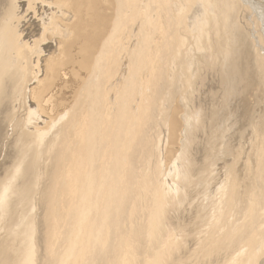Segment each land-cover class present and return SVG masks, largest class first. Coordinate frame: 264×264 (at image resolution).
I'll return each mask as SVG.
<instances>
[{
  "label": "bare ground",
  "instance_id": "6f19581e",
  "mask_svg": "<svg viewBox=\"0 0 264 264\" xmlns=\"http://www.w3.org/2000/svg\"><path fill=\"white\" fill-rule=\"evenodd\" d=\"M51 1L56 2L55 4L60 2ZM142 1H114L115 16L94 58L91 75L78 93L76 90L81 80L78 82L79 78L75 75L70 78L71 86L67 85L71 87L68 93L69 102L62 99L66 95L60 100L72 104L64 111L62 121L55 125L51 132L30 130L31 128H26L22 122L19 123L20 128L16 126L15 117L13 120L12 111H3L8 117L5 135L7 141H14L15 149L12 163L0 181V236H6V240L9 241L10 238L13 241L7 244L9 247V244H12L13 257L7 262L0 259V264H264V142L259 150L257 149L258 156L255 154L256 181L252 182L254 187H250V194L246 193L250 197L240 200L239 178L237 174H232L229 183H224L223 189L214 193L215 196H211L210 200L199 204V201H196L198 207L193 203L192 206L196 209H193V216L189 212L192 216V232L189 234L194 246L189 248L187 257L178 253L182 249L181 239L188 237L180 235V241L174 238V243L170 242L175 232L169 222L172 221V216L168 214L171 216L168 218L166 213L171 212L173 208L169 209L174 205L168 208L169 211L165 208L167 204L174 203L172 197L175 192L170 193L171 191L162 187L158 181L161 175L158 153L165 138L163 130L172 124L171 119H168V105L172 98L174 99L173 92L179 86L181 90L186 88L191 91L192 96L196 83L202 79L197 71L202 67L209 71L217 69L221 72L220 78L223 79L229 100L240 91L239 88H243V92L253 86L250 78L246 80V76L256 79L252 72L248 73L255 69L254 73H258L257 82L264 92V54L252 45V33L250 36L249 33L246 35L247 31L244 32L248 28L243 31L240 23L238 24V4L241 0H144L140 3ZM183 1L186 4L189 2L191 6L196 4L197 9L187 14ZM50 3V0H31L30 9L35 15L36 7L45 12L51 11L53 9H49L52 7ZM60 4V7H66L64 0H61ZM69 4L76 22L67 24L65 28H59L57 24L59 29H52L51 25L49 30L50 26L47 25L50 23L46 21V25V19L39 16L41 28L38 29V23L35 26L34 23H28L25 32L23 31L24 36L19 37L18 32L8 24L2 25L0 112L2 105L6 101L10 103L12 94L19 91L18 78H25L26 81L28 77L32 79L34 74H37L36 66L30 65L28 57L41 51V46L50 39V35L55 34L65 39L60 42L64 50L72 45L76 50H80L83 47L82 37L91 39L92 34L93 38L97 39L100 36L102 27L101 32L98 28L92 31L93 27L96 28L92 25L96 19L94 1L70 0ZM55 6L56 9L57 5ZM5 14L7 20L12 16L15 20L11 11ZM50 20L51 24H54L52 19ZM82 22L88 24L83 25ZM247 27L251 28L249 24ZM256 28L254 29L257 31ZM86 29L88 30L82 35L81 31ZM129 34L134 36L137 44L135 42L134 48L131 45L133 49L128 46L124 49L121 45L122 39H129ZM257 35L259 36L258 31L256 38ZM5 38L7 46L3 43ZM261 39L258 41L263 48L264 41ZM251 45L256 48L253 49ZM123 50L124 53L121 52ZM72 51L73 49L65 50L66 56ZM12 56L20 60L17 65L10 64L8 57ZM14 58L12 57L11 61ZM194 64L197 66L196 77L189 74ZM118 71L121 77L126 76V80L123 78L125 83L121 85V93L113 98V103L110 100L112 97L108 96V83L111 84L109 81L114 75L119 76ZM240 77L246 80L243 81L244 87L236 86L240 81L242 83ZM22 84V89H25L26 83ZM65 84L63 85L66 89ZM121 86L119 84V87ZM74 95L76 99L73 100ZM54 96H49L44 103L49 106ZM227 110L229 114L230 111ZM195 112L191 111L185 116L188 123L186 134H190L189 137L192 135V129H196L199 124V117ZM187 139L183 145L184 151L179 156L181 166L187 174L180 172L181 168L176 174L184 187L196 178L193 175L195 173L190 172L193 163L186 153L189 143H192V137ZM255 146L258 148L259 144ZM147 158H150L149 162ZM46 162L52 164L50 169L47 168ZM231 162L233 163V160ZM207 167L205 169L208 171ZM43 168L48 170L50 179L48 178V185L47 182L44 183L49 187L46 191L43 190L42 194L37 182ZM246 168L245 172L250 170ZM47 175L42 178L47 179ZM253 176L252 180H249L253 181ZM190 188H193L192 185ZM36 195H39V203L43 200L42 210L40 209L43 212L39 213L41 217L37 222L33 214L36 208L34 203H38L37 199L34 200ZM180 211L182 214V210ZM176 223L174 227L177 226ZM175 231H178L177 227ZM191 241L189 239L190 243ZM39 249L41 257L38 255Z\"/></svg>",
  "mask_w": 264,
  "mask_h": 264
},
{
  "label": "rangeland",
  "instance_id": "374dc122",
  "mask_svg": "<svg viewBox=\"0 0 264 264\" xmlns=\"http://www.w3.org/2000/svg\"><path fill=\"white\" fill-rule=\"evenodd\" d=\"M30 1L31 0H0V18H3V19H0V21H1L0 22V29H1L3 24H8L11 28H13L16 31V33L18 32L17 34L19 37H22V36H24L25 26L28 23H31V24L34 23L33 26H35L38 23L37 27H38V29H40L41 26H39V24H40L41 18L46 19L45 24L47 22L50 23V25L48 23H47L48 25L46 24L47 27L50 26L49 30H51V25H52V29L53 28L59 29V28H65V26L69 23L72 24V23H74V21L76 22L75 14L72 13L71 6H69L70 0H64L66 2V7L64 6L65 9L63 6H61V7L59 6L61 0H60L59 4H55L56 2L50 0L51 3L49 5L52 6L53 8L52 7H50V8L48 7V8L53 9V10L45 12V11L39 9L38 7H36L35 8L36 12H37L36 15L33 14V11L30 9ZM93 1H94L93 8H94V12L96 15V19L92 25L96 26V28L93 27L92 31H94L97 28L100 30V32L103 30L97 39L93 38L94 36H92V34L90 36L91 39L90 38L88 39L87 36H84V37H86V39L84 37H82L83 47L80 50H76V48L73 45L68 46L67 48H65V50L70 51L73 49V51L68 56H66L65 50L60 44V42L64 41L65 39L59 38V37H57V35L54 34V36L50 35L49 36L50 39H47L45 41V43L41 46L43 50L41 49V51H39V52L32 53L33 56L29 55L28 61L30 62V65L36 66L35 70H36L37 74L35 73L32 79H31V77H28V80H26V81H25V78H21V77L18 78L17 83L19 85L18 87L20 88L19 91H16V92H14V94H12L13 96L11 97L10 103H9V101H6L1 107V109H2L1 112H3V111L6 112L7 110L9 111V109L12 111L13 120H14V117L16 118L14 120L16 123V126L20 127L21 124H19V123L22 122L26 128H28V129L31 128L30 130H37L38 129V131H41L44 133H47L48 131L51 132L52 129L54 128V126L57 125L60 121H62L61 118L63 117V115L65 113L64 111L65 110L67 111L72 104V103H70V105L68 104V102H69L68 101V99H69L68 93H70V88H71L70 83H72V82H70V80H71L70 78L74 77V75H75L79 78L78 82L81 80L79 82L80 83L79 87L76 90V92L78 93V91L81 89V87L85 84V80H87L88 76L91 75L93 63L95 60L94 58H96V56L99 52L98 50L100 49V46H101L100 44H102L103 39L107 36L108 31L111 28V24H112V21L114 19L113 16H115V11H116V10L115 11L113 10V9H116L115 8L116 4L114 2L115 0H93ZM137 1H138L137 3H139L140 0H137ZM143 1L140 3H143ZM180 1H182V0H180ZM241 1L239 2V4L241 6H239V4H238V7L240 9V10H238L239 14L237 13L238 14V18H237L238 24L240 23L239 25H240V27L242 26L241 29L243 28V31L245 30V28H248V30L246 29L244 31V32L247 31L246 35H248V33H249L251 36V33H252V36L250 37V41L252 43V40H253L254 44L252 43V45L256 46L257 48L252 46V45H251V47L253 49L256 48L257 51L260 50V52L262 54H264V46H262L263 48H261L262 44L259 43V41H258L261 38L264 39V0H258V1L257 0H251V1L250 0H243L242 2ZM183 3L185 4V5H183V7H186V9H187V14H190L192 11H195L197 9L196 4L191 6V4L189 2L186 4V2L183 1ZM31 4H33V3H31ZM52 4H54V5H52ZM55 5H57V8H56L57 10L55 9V7H56ZM60 5H62V4H60ZM58 6L60 9L58 8ZM242 6L244 7V9L246 11L243 9ZM250 7H252V8H250ZM46 9H47V7H46ZM247 9H249V10L251 9V10L249 11ZM9 11H11V15L15 16V20H14L13 16L10 20L6 19L7 15L5 14V12L8 14ZM41 11H43V12H41ZM54 13H56V14H54ZM250 13H251V15H250ZM58 14L60 15V17ZM51 15H54V16L51 17ZM246 15H247V17H246ZM58 17H59V19H58ZM253 17L256 19L254 20ZM49 18L52 19V23H54V24H51V20ZM81 18H83V17H81ZM105 19H106V22H105ZM108 19L110 21H108ZM250 19H252V20H250ZM98 20H99V22H98ZM100 20L103 22H100ZM55 22H57V23L55 24ZM255 22H256V24H255ZM82 23H83V25L88 24L87 22H82ZM247 23L249 24V26H251V28L247 27V25H248ZM100 24H102V25H100ZM101 27H102V30L100 29ZM252 28L257 29L258 34H259V36L257 35V38H256L257 31L255 29L253 30ZM87 30L88 29L81 31V34L82 35L85 34ZM260 33H261V36H260ZM2 34L5 35L4 32ZM129 35H128L129 39L126 37H124V39H122L123 43H121V45L123 48L128 46V48L131 49L132 47L134 48V46H136V44H137V41L134 38V36L131 34H129ZM252 37H253V39H251ZM258 37H259V39H258ZM134 39H135V41H134ZM263 39H261V41H264ZM93 41H94V44H92ZM126 42H127V44H126ZM135 42H136V44H135ZM3 43L5 44V46H7L8 43H7L6 38H5ZM131 45H132V47H131ZM259 47H260V49H259ZM94 48H96V49H94ZM124 49H127V48H124ZM124 51L125 50H123L121 52L124 53ZM195 52L197 53V50H195ZM12 57L13 58L15 57V58L12 59V61H11ZM12 57H8L10 64L13 63V66L17 65L20 60L16 56H12ZM88 59H89V61H87ZM36 61H37V63H35ZM123 62H124V60H123ZM84 63H86V64H84ZM84 66H85V68H84ZM82 68H83V70H82ZM196 69H197V66H195V64H194V66H191L189 74L196 77ZM202 69H204V70H202ZM248 70H250V68ZM248 70H247V72H248ZM81 71H83V72H81ZM254 71H255V69H252L248 73L252 72V74L255 75V76L254 75L253 76L256 77V79L253 77L246 76V80H247V78H250V81H252L250 83H251V85H253L252 86L253 88L250 87V88H248V90L244 89L243 92H242L243 88H239L240 91L238 90L236 92V94L238 96L235 94L236 96L235 95L232 96L231 98H229V100L227 97L228 94L225 90L224 82L222 81L223 79L220 78L221 72L218 71L217 69H215L214 71H212V70L209 71V70H205V68L202 67L199 71H197L198 74L200 73L199 76L203 80L200 79V81H198V83H196V86H195L196 88H195V91L192 94V96L190 94L191 91L187 90L186 88L184 89L185 91L181 90L180 86L176 89V91L173 92L174 99L172 98L170 105H168V112H169V116H168L169 118L168 119H171L172 124L169 127L164 128V130H163V132H164L163 134H164L165 138H164L162 147L160 149V152L158 153V163L160 165L159 174H161L158 177L159 178L158 179L159 184L162 187H165L166 190H170L171 191L170 193L175 192L173 197H172V201L174 199V201H173L174 203L171 205L167 204V208H165L168 210V208H170L171 206L174 205L169 210H171L173 208L172 210H173V213L175 214V216H173V213H171L172 210H171V212L168 210L169 212L166 213V216H168V218H170L172 216L171 217L172 221L169 219L170 220L169 222L171 224V227L174 228L173 231L175 232V234H173L174 236L172 238V241L170 239L171 243H174V238L176 240L180 241V239L182 238V237H180V235H184V237H188L191 241L192 236H190L189 233L192 232L191 222H192V216H193V212H194L193 209L194 210L196 209L194 206H192L193 203L195 205L198 201H199L198 202V204H199L200 202L203 203V201H205V200H207V201L210 200L211 196L212 197L215 196L214 193L219 192L221 189H223L225 184L229 183L230 175H232V174L236 175L237 174L236 176L239 178L238 192H240V200H246L248 197H250V195H248V194H250L249 193L250 187L251 188L254 187L253 186L254 184L252 182L256 181V180H254L255 172H256V167H255L256 163L255 162H256V158H257L255 154L257 153V156H258L259 147H260L261 143L264 142L263 141V139H264V120H263L264 119V92L261 90V88L259 87V84L257 82L258 81L257 80V76H258L257 74L258 73H256V72L254 73ZM248 73H247V75H249ZM117 74H119V76L114 75L115 78L114 77L112 78L113 81H112V79H110L111 81H109V82H111V84L108 83V88H109L108 96L110 98L112 97L110 100L113 103H115L114 97L118 96V94L121 93V92H119V90L121 91L120 88H122V86L125 83L124 81L126 80L125 75L123 77H121V73H119V71ZM201 74H203V75H201ZM62 75H64V76H62ZM20 76H21V73H20ZM174 76H176V75L174 74ZM34 77H35V79H34ZM117 78H119V79H117ZM123 78H125L124 81H123ZM220 80H221V82H220ZM239 80H242V83L240 81L239 84L238 83L236 84V86L238 85L239 87H242L243 85H245V83L243 81L246 82V80L244 78H241ZM118 82H119L120 86L122 85L121 87H119ZM22 83H26L25 89H22V86H23ZM63 84H65L66 86L70 84V86L66 87L67 91H69V92L65 91L66 89H65V86ZM254 84L255 85L258 84V85L254 86ZM115 89H116L117 93H116ZM113 90L115 93L113 92ZM188 91H189V93H188ZM256 91H258V92H256ZM76 92H75V95H77ZM113 93L115 94L114 96H113ZM183 93H184V95H183ZM109 94H111V96ZM179 94L181 95V97L179 96ZM22 95L24 97H22ZM51 95H53V96L55 95V96H54V98H52V102L48 106V104H45L44 102ZM75 95L73 97V100L76 99ZM62 96H65V97L62 98ZM182 96H183V98H182ZM61 98L64 100L67 99L68 102H66L64 100H63V102H61V100H60ZM241 98L243 99V101ZM184 101H186V102H184ZM58 103H60V104H58ZM61 103H63V104H61ZM65 103H66V105H64ZM10 104H12V105H10ZM5 105H6V107H5ZM110 106H111V108H114L113 105H110ZM169 106H170V111H169ZM227 109H229V111H230L229 114H227V111H228ZM185 111H187V112H185ZM191 111H192V113L197 111L195 113L199 117V124H198V127L196 129H192V131H191L192 135L189 137L190 134L189 135L186 134V132H188V131H186V129L188 127V125H187L188 123L185 120V118L187 117L188 114L191 113ZM1 112H0V181L4 178L5 173H7L6 169H8V167L12 163V155L14 154V149H15L14 141H10V142L7 141V138L5 135L7 133L6 123L8 121L7 120L8 117L5 115L4 112L3 113H1ZM17 123H18V125H17ZM216 128H218V129H216ZM187 137L189 138V140L192 137V140H191L192 143H189L190 146L186 150V153H187L189 159L193 163V167L191 168L190 172H194L195 174H193V175L196 176V178L194 177L192 179V181L190 182L194 189L190 188L191 187L190 183L187 184L186 187H184L183 182H181L176 175V174H178V171H180V168L182 169L180 172L186 171L185 168L183 169V167L181 166V162L179 161L180 160L179 156L184 151L183 145H184L185 141L188 140ZM258 137H259V139H258ZM256 144L257 145L259 144L258 148L255 146ZM221 155H223V156H221ZM248 155H250V156H248ZM161 156H163V157H161ZM247 157H249V158H247ZM230 159H231V161L233 160V163H235V164H233L230 161ZM147 160H148V158H147ZM149 160H150V158H149ZM149 160L147 162H149ZM211 160H212V162H211ZM244 160H246L247 162H245ZM226 161H227V163H226ZM208 162H209V164H208ZM50 164H51L50 162H49V164H48V162H46V166H48L47 167L48 169H50L52 166V164L51 165ZM206 164L208 167L206 166ZM232 164L234 166H232ZM236 164H237V166H236ZM179 166H181V167H179ZM217 166L218 167L220 166V167L218 168ZM206 167L208 168V171H207V169H205ZM246 167L248 169H250L249 171L251 174L249 173V171L247 170ZM245 168H246L247 172H245ZM45 169L46 168L41 169L40 176H39V179L37 182L38 186L40 187L42 194L44 193V191L47 190V187H49L47 185L49 184L48 181L50 179L49 172L47 169H46L47 170V172H46ZM228 169H230V170H228ZM229 171H231V172H229ZM252 171L254 174L252 173ZM44 173L46 175L48 174L46 177L47 179H45V180H44V178L46 175ZM185 174H187V172H185ZM205 176H207V177H205ZM247 176H249V177L247 178ZM252 176H253V181H251ZM42 177H44V178H42ZM202 177L203 178L205 177V178L203 179ZM198 179L199 180L202 179V180L198 181ZM249 179H251V180H249ZM195 180H197V181H195ZM167 181H168V183H167ZM178 182H180V183H178ZM207 182H209V183H207ZM42 183H43V185H42ZM44 183H46L47 185ZM215 183H216V185H215ZM179 185H181V186H179ZM43 188H46V189H43ZM203 189H205V190H203ZM213 190H214V192H213ZM193 191H195V193ZM246 193H248V194H246ZM175 195H176V197H175ZM195 195H197V196H195ZM204 195H205V197L203 198ZM206 196H208V197H206ZM199 197H202V198H199ZM38 198H39V195H36L34 200L36 201V199H37L38 203H39ZM176 198H178V199L176 200ZM182 199H183V201H181ZM201 199H202V201H201ZM42 201H40V203H39L38 210H37V205H38L37 201L34 203V205H35L34 207H36V208H34L33 214H34V216H36V217H34V220L36 222L41 217V214H39V213L43 212V211H41L42 210V205H41ZM195 206L198 207L197 204ZM180 210H182L183 215L181 214ZM35 211L38 213H35ZM189 212L192 214V216ZM168 214H170L171 216ZM188 214H189V217H188ZM37 215H38V217H37ZM189 218H191V219H189ZM173 219H174V221H173ZM175 219H177V220L180 219V220H178L179 221L178 222ZM175 222L179 223V224L176 223V225H177L176 227L178 230L177 232L175 231L176 227H174ZM180 226H182L183 228ZM185 226H187V227H185ZM180 228H182V229L180 230ZM176 233L177 234L179 233V235H177ZM186 234L189 236H187ZM188 238H182L181 239L182 249L185 247H188V245H189L188 248H185L187 250L181 249L180 252L178 253V254H181V256H183V257H187L189 250L192 249L194 246L193 240L190 243ZM3 239H5L4 240L5 244H4ZM6 239H8V237L6 238V236H4L2 238V236H0V242L3 241L2 243H0V250H1L0 251V259L5 260L4 262L10 261L13 257V254L11 255V253H13V251L11 252L12 244H9L11 247H9L7 245L8 243H11V242L13 243V241L10 240V238H9V241ZM184 239H185V241H184ZM182 241H184V243ZM185 242H186V244H185ZM190 244H191V246H190ZM3 250L4 251L6 250V251L4 252ZM7 251H9L10 253H8ZM38 253H39L38 255L41 257L42 254H41L40 249H39ZM183 254H185V255H183ZM1 256H2V258H1ZM3 256H4V259H3ZM6 258H7V260H6ZM39 264H41V263L39 262Z\"/></svg>",
  "mask_w": 264,
  "mask_h": 264
}]
</instances>
